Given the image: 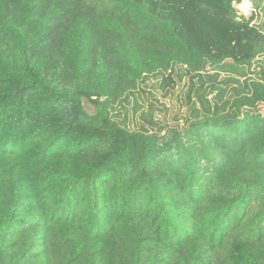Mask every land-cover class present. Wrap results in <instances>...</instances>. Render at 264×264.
<instances>
[{"label": "trees", "instance_id": "trees-1", "mask_svg": "<svg viewBox=\"0 0 264 264\" xmlns=\"http://www.w3.org/2000/svg\"><path fill=\"white\" fill-rule=\"evenodd\" d=\"M239 1L0 0V264H264V0L260 26ZM151 80L187 81L182 125L118 121Z\"/></svg>", "mask_w": 264, "mask_h": 264}, {"label": "rangeland", "instance_id": "rangeland-1", "mask_svg": "<svg viewBox=\"0 0 264 264\" xmlns=\"http://www.w3.org/2000/svg\"><path fill=\"white\" fill-rule=\"evenodd\" d=\"M200 21V20H199ZM257 23L260 24L261 21L258 19ZM195 39L198 37L194 36ZM259 61H264V56H260ZM187 81L177 82L176 89L173 90L171 95H165L158 87L154 80L147 83L146 89H149L147 93L141 95L138 98L139 105L141 109L138 113H134L133 101L130 100L129 105H114V113L117 115L118 121L128 127L137 128L140 122V113L142 111L148 112L150 108L153 109V114L155 119H159L163 122L168 123L170 126L182 125V116L187 115V108L184 105L185 94L182 90H185L184 85ZM183 88V89H182ZM85 107L89 113L94 112V108L91 104L85 102Z\"/></svg>", "mask_w": 264, "mask_h": 264}, {"label": "built area", "instance_id": "built-area-1", "mask_svg": "<svg viewBox=\"0 0 264 264\" xmlns=\"http://www.w3.org/2000/svg\"><path fill=\"white\" fill-rule=\"evenodd\" d=\"M241 3V0L239 2H235L234 3V8L236 9V14L239 12V9L237 7H235V5H238ZM249 3L251 5V10L249 12V14L247 16H241V19L238 20V21H243V22H247L249 21L250 22V25L251 26H260L261 23H262V14L256 9L255 5H254V1L253 0H249ZM260 20L261 23L258 24L257 23V20Z\"/></svg>", "mask_w": 264, "mask_h": 264}, {"label": "clouds", "instance_id": "clouds-1", "mask_svg": "<svg viewBox=\"0 0 264 264\" xmlns=\"http://www.w3.org/2000/svg\"><path fill=\"white\" fill-rule=\"evenodd\" d=\"M239 9V12L237 13L236 19L240 20L241 16H247L251 10V5L249 3V0H241V3L238 5H235Z\"/></svg>", "mask_w": 264, "mask_h": 264}]
</instances>
